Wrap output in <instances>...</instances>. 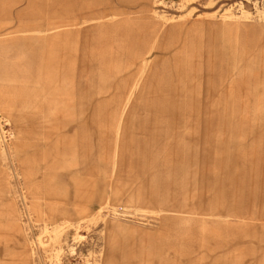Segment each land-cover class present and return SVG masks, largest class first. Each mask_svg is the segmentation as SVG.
Instances as JSON below:
<instances>
[{
	"label": "rangeland",
	"instance_id": "374dc122",
	"mask_svg": "<svg viewBox=\"0 0 264 264\" xmlns=\"http://www.w3.org/2000/svg\"><path fill=\"white\" fill-rule=\"evenodd\" d=\"M0 264H264V0H0Z\"/></svg>",
	"mask_w": 264,
	"mask_h": 264
}]
</instances>
